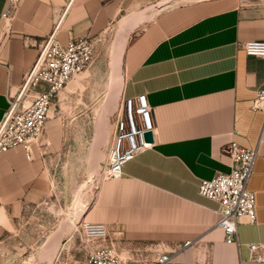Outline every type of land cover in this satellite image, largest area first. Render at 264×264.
Segmentation results:
<instances>
[{
	"label": "crops",
	"instance_id": "1",
	"mask_svg": "<svg viewBox=\"0 0 264 264\" xmlns=\"http://www.w3.org/2000/svg\"><path fill=\"white\" fill-rule=\"evenodd\" d=\"M157 2L22 0L8 33L0 20V122L51 35L61 45L96 38L121 20L129 27L136 17L128 14ZM6 4L0 0V15ZM252 41H264V0H200L159 13L139 29L122 53V95H146L153 141L125 164L121 177L102 181L84 213L87 222L107 225L127 244L176 252L168 264H264L250 260L246 247L264 246V104L254 108L264 87V59L244 52ZM46 89L39 84L28 100ZM51 118L42 135L47 140L55 127ZM231 142L258 151L248 184L257 220L238 226L240 248L225 244L215 228L218 204L198 193L200 180L229 172L222 150ZM43 174L37 148L30 161L21 148L0 156V239L37 194Z\"/></svg>",
	"mask_w": 264,
	"mask_h": 264
},
{
	"label": "rangeland",
	"instance_id": "2",
	"mask_svg": "<svg viewBox=\"0 0 264 264\" xmlns=\"http://www.w3.org/2000/svg\"><path fill=\"white\" fill-rule=\"evenodd\" d=\"M196 1L159 0L128 14L136 17L129 27L121 20L97 37L92 63L54 102L49 122L55 127L49 140L42 138L43 179L0 239V264H81L91 243L80 224L104 180L115 120L121 116L126 76L119 56L159 13Z\"/></svg>",
	"mask_w": 264,
	"mask_h": 264
},
{
	"label": "built area",
	"instance_id": "3",
	"mask_svg": "<svg viewBox=\"0 0 264 264\" xmlns=\"http://www.w3.org/2000/svg\"><path fill=\"white\" fill-rule=\"evenodd\" d=\"M22 0H7L6 8L0 15L1 31L8 33ZM96 38L71 39L67 44L58 43L54 35L44 41L31 68L23 78L18 95L10 102V107L0 122V156L9 150L21 148L26 160H32L34 149L42 156V135L54 102L60 92L93 61ZM248 56L264 59V41H252L243 45ZM45 84L33 100H28L31 91ZM264 104V87L257 92L254 108ZM264 111V110H263ZM153 131L151 106L146 95L122 96L121 116L114 125V139L109 150V161L104 170V179L119 178L125 164L150 148L144 135ZM229 158V172H216L209 180H200L198 193L218 204V220L215 228L224 235L227 245L240 248L238 226L244 220L255 224L256 196L248 189L253 175L258 151L244 148L231 142L223 148ZM82 230L89 248L81 264H168L176 252H160L151 244H127L114 235L103 223H89L83 218ZM185 243L181 248L188 247ZM249 259L264 262V246L246 245Z\"/></svg>",
	"mask_w": 264,
	"mask_h": 264
},
{
	"label": "water",
	"instance_id": "4",
	"mask_svg": "<svg viewBox=\"0 0 264 264\" xmlns=\"http://www.w3.org/2000/svg\"><path fill=\"white\" fill-rule=\"evenodd\" d=\"M144 138H145V141L146 142L152 143V141H153L152 133L151 132L145 133Z\"/></svg>",
	"mask_w": 264,
	"mask_h": 264
},
{
	"label": "bare ground",
	"instance_id": "5",
	"mask_svg": "<svg viewBox=\"0 0 264 264\" xmlns=\"http://www.w3.org/2000/svg\"><path fill=\"white\" fill-rule=\"evenodd\" d=\"M200 1V0H199ZM122 60V53L120 54V56H119V61H121ZM102 132V131H101ZM52 248V247H51Z\"/></svg>",
	"mask_w": 264,
	"mask_h": 264
}]
</instances>
